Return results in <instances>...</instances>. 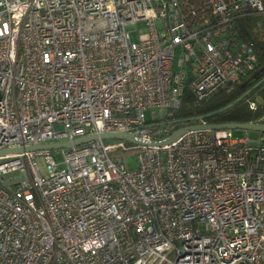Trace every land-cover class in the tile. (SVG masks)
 Here are the masks:
<instances>
[{
	"label": "built area",
	"instance_id": "built-area-1",
	"mask_svg": "<svg viewBox=\"0 0 264 264\" xmlns=\"http://www.w3.org/2000/svg\"><path fill=\"white\" fill-rule=\"evenodd\" d=\"M252 12L264 0H0V150L117 131L146 143L137 169L114 153L125 141L0 155V264H264V137L156 145L174 130L145 115L252 73L235 31Z\"/></svg>",
	"mask_w": 264,
	"mask_h": 264
},
{
	"label": "trees",
	"instance_id": "trees-1",
	"mask_svg": "<svg viewBox=\"0 0 264 264\" xmlns=\"http://www.w3.org/2000/svg\"><path fill=\"white\" fill-rule=\"evenodd\" d=\"M235 31L240 39L254 43L257 55L255 70L243 80L229 84L203 101L198 100L193 90L186 86L180 108L166 112V116L157 121H147L150 128L163 127L170 132L192 124L200 117L207 123L215 124L226 122L264 123V81L254 88L258 82L264 79V14L252 12L237 18ZM242 96L243 98L232 106L221 110ZM252 104L254 105L252 106ZM117 141L120 140H105L106 143ZM127 143H124L127 149H120L129 151L132 146H127Z\"/></svg>",
	"mask_w": 264,
	"mask_h": 264
},
{
	"label": "water",
	"instance_id": "water-1",
	"mask_svg": "<svg viewBox=\"0 0 264 264\" xmlns=\"http://www.w3.org/2000/svg\"><path fill=\"white\" fill-rule=\"evenodd\" d=\"M264 81L261 80L258 82L254 88L258 85H260ZM244 96V95H243ZM239 98L235 102H232L231 104L221 108V110H224L230 106H232L234 103L239 101ZM203 118H198L197 120H201ZM194 121V120H192ZM196 129H211V130H223V129H244L246 131L249 130H255L259 131L260 133H264V123H254V122H249V123H237V122H226V123H192V124H187L185 126H182L180 128L175 129L168 137H166L163 141L157 142L156 145H165L168 144L179 137H181L183 134L196 130ZM120 140V141H125L129 142L135 145H146V143L143 140L137 139L135 135L128 133L127 131H117V132H104V133H93V134H87L84 136H81L74 141H64V142H56V143H50V144H36V145H31L28 147H16V148H10V149H1L0 150V155H5V154H12V153H22V152H31V151H39V150H57L61 148H70L73 145L78 146L84 143H88L91 141L95 140Z\"/></svg>",
	"mask_w": 264,
	"mask_h": 264
},
{
	"label": "rangeland",
	"instance_id": "rangeland-1",
	"mask_svg": "<svg viewBox=\"0 0 264 264\" xmlns=\"http://www.w3.org/2000/svg\"><path fill=\"white\" fill-rule=\"evenodd\" d=\"M145 28H146V25L144 22L138 23L137 29L131 32L132 38L138 39L139 31L142 32L143 30H145ZM166 112H167L166 110L160 111L159 109H148L145 112V115H146V119L148 122H154V121L164 118L166 116ZM232 132L235 136H242L246 132H248L249 136L253 139L264 137V133H260L259 131H255V130L246 131L244 129H234L232 130ZM134 145L135 144H132L129 142L127 143V146H130V147ZM114 153L115 155L123 157L124 163L128 169H137L138 167V163H137L138 149L137 148H133L130 151L119 149L118 151H115ZM36 162L39 166L41 173L45 176H48L49 175L48 164L46 163V160L44 159V157L37 156Z\"/></svg>",
	"mask_w": 264,
	"mask_h": 264
}]
</instances>
